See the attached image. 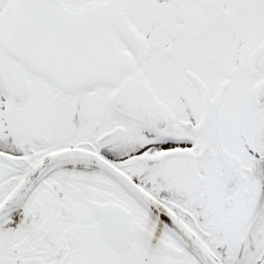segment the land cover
I'll use <instances>...</instances> for the list:
<instances>
[{
	"label": "snow or ice",
	"instance_id": "snow-or-ice-1",
	"mask_svg": "<svg viewBox=\"0 0 264 264\" xmlns=\"http://www.w3.org/2000/svg\"><path fill=\"white\" fill-rule=\"evenodd\" d=\"M0 264H264V0H0Z\"/></svg>",
	"mask_w": 264,
	"mask_h": 264
}]
</instances>
